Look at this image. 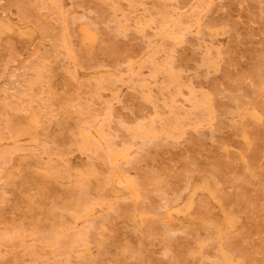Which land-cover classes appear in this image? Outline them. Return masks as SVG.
<instances>
[{
    "label": "rangeland",
    "instance_id": "1",
    "mask_svg": "<svg viewBox=\"0 0 264 264\" xmlns=\"http://www.w3.org/2000/svg\"><path fill=\"white\" fill-rule=\"evenodd\" d=\"M139 1L0 0V116L3 118L0 120V130L3 132L0 131V239L4 237L0 240V244H3L0 245V264H264V0H179V6L173 4L178 0H171V5L170 0ZM134 2H138L137 5ZM204 4L205 9L201 7ZM150 19L154 23L151 24ZM158 19L164 20L162 25ZM166 20L169 23L166 24ZM125 23L140 29L124 27ZM171 27L176 29L172 30ZM124 31H127L125 36ZM179 31L182 34L180 37ZM152 34H155L153 39ZM165 38L170 43H165ZM173 39H177L178 45ZM161 45L165 49L157 48ZM60 46L64 50H60ZM152 59H155L154 63ZM202 61H205L204 64ZM158 68H161L160 72ZM167 68L170 70L167 71ZM32 73L35 77H32ZM30 77L34 79L31 81ZM189 93H192L191 96ZM84 102L88 103V108ZM97 104L100 108H97ZM5 105H8L7 108ZM11 105L16 109L12 110ZM42 122L47 125L45 128ZM102 122L103 125L108 122L106 127L101 126ZM149 126L152 132L146 129ZM86 127L89 131H86ZM145 129L151 133L147 134ZM71 133L75 134L72 136ZM150 137L155 138L151 140ZM93 140L92 145L90 141ZM45 144L49 148L45 149ZM26 145L30 146L29 150H26ZM40 146L47 151L38 149ZM3 154L7 158L2 157ZM101 155L107 156L109 161ZM56 163L59 164L58 169H55ZM120 164L127 169L122 171ZM93 169L103 175L95 173ZM8 184L12 189L6 187ZM24 184H28V187H24ZM31 189L35 191H29ZM7 195L11 202L7 200ZM60 207L62 209H58ZM67 208L70 210L67 211ZM24 211L27 216H22ZM82 239L87 240L83 242ZM44 241L45 244L42 243ZM53 255L55 258L52 260Z\"/></svg>",
    "mask_w": 264,
    "mask_h": 264
},
{
    "label": "bare ground",
    "instance_id": "2",
    "mask_svg": "<svg viewBox=\"0 0 264 264\" xmlns=\"http://www.w3.org/2000/svg\"><path fill=\"white\" fill-rule=\"evenodd\" d=\"M91 1H92V0H91ZM97 1H98V0H96V2H97ZM106 1H107V0H106ZM113 1H114V0H113ZM137 1H139V0H137ZM155 1H157V0H155ZM158 1H159V0H158ZM165 1H166V0H165ZM168 1H169V0H168ZM168 1H167V2H168ZM173 1H174V0H173ZM173 1H172V2H173ZM101 2H102V1H101ZM116 2H117V0H116ZM116 2H114V4H117ZM139 2H141V0H140ZM160 2H161V1H160ZM169 2H170V5H171V0H170ZM169 2H168V5H169ZM178 2H179V0H178L177 2H174L173 4H175V3L178 4ZM202 2H204V1L202 0ZM205 2H206V1H205ZM134 3H136V2H134ZM137 3H138V2H137ZM137 3H136V5H137ZM142 3H143V2H142ZM144 3H145V2H144ZM165 3H166V2H165ZM101 4H104V3H101ZM129 4H130V3H129ZM132 4H133V3H132ZM152 4H153V3H152ZM157 4H158V3H157ZM157 4H156V6H157ZM173 4H172V5H173ZM197 4H198V3H197ZM104 5H105V4H104ZM104 5L102 6L103 8L105 7ZM136 5H135V6H136ZM139 5H140V4H139ZM168 5H167V6H168ZM170 5H169V6H170ZM99 6H100V5H99ZM116 6H117V5H116ZM141 6H142V5H141ZM143 6H144V4H143ZM154 6H155V4H154ZM169 6H168V8H169ZM177 6H179V4H178ZM195 6L197 7L196 4H195ZM200 6H201V5H200ZM107 7H108V9L110 8L109 5H108ZM107 7H106V9H107ZM138 7H139V6H138ZM147 7H148V6H147ZM158 7H160V4L158 5ZM158 7H157V8H158ZM165 7H166V6H165ZM175 7H176V6H175ZM180 7H181V6H180ZM201 7L204 8V7H205V4H204V6H201ZM100 8H101V6H100ZM131 8H132V6H131ZM134 8H135V7H134ZM162 8H163V7L161 6V9H162ZM171 8H172V7H171ZM177 8H178V7H177ZM192 8H193V6H192ZM106 9H105V10H106ZM118 9H119V6H118ZM152 9H153V8H152ZM158 9H159V8H158ZM169 9H170V8H169ZM172 9H173V8H172ZM174 9H175V8H174ZM180 9H181V8H180ZM204 9H205V8H204ZM56 10H57V9H56ZM101 10H102V9H101ZM103 10H104V9H103ZM105 10H104V11H105ZM129 10H130V9H129ZM150 10H151V9H150ZM170 10H171V9H170ZM176 10H177V9H176ZM200 10H201V9H200ZM207 10H208V9H207ZM42 11H44V10H42ZM57 11H58V10H57ZM57 11L53 13L54 16H56L55 13H57ZM119 11H120V9H119ZM155 11H156V10H155ZM158 11H159V10H158ZM160 11H161V10H160ZM162 11H163V10H162ZM178 11H179V10H178ZM202 11H203V10H202ZM105 12H106V11H105ZM117 12H118V11H117ZM124 12H125V11H124ZM148 12H150V11H148ZM188 12H189V11H188ZM194 12H195V11H194ZM196 12H197V11H196ZM126 13H127V12H126ZM130 13H132V12H130ZM152 13H154V12H152ZM155 13H156V12H155ZM155 13H154V14H155ZM176 13H177V11H176ZM154 14H153V15H154ZM166 14H167V13H166ZM169 14H170V13H169ZM191 14H192V13H191ZM43 15H44V14H43ZM57 15H58V14H57ZM60 15H61V14H60ZM60 15H59V16H60ZM109 15H111V14H109ZM122 15H123V14H122ZM126 15H127V14H126ZM126 15H125V16H126ZM160 15H161V14H160ZM160 15H159V16H160ZM167 15H168V14H167ZM176 15H177V14H176ZM180 15L182 16V14H180ZM196 15H197V14H196ZM111 16H112V15H111ZM111 16H110V18H112ZM154 16H155V15H154ZM159 16H158V17H159ZM165 16H166V15H165ZM169 16H170V15H169ZM172 16H173V13H172ZM192 16H193V15H192ZM45 17H47V16H45ZM126 17H130V16H126ZM151 17H152V16H151ZM167 17H168V16H167ZM167 17H166V18H167ZM187 17H188V15H187ZM193 17H194V16H193ZM55 18H56V17H55ZM58 18H59V17H58ZM60 18H61V17H60ZM60 18H59V19H60ZM67 18H68V17H67ZM108 18H109V17H108ZM152 18H153V17H152ZM173 18H174V17H173ZM182 18H183V17H182ZM182 18H181V19H182ZM62 19H63V18H62ZM68 19H69V18H68ZM115 19H116V18H115ZM115 19H114V20H115ZM121 19H122V18H121ZM146 19H147V18H146ZM146 19H145V20H146ZM156 19H157V17H156ZM164 19H165V17H164ZM196 19H197V18H196ZM196 19H195V20H196ZM50 20H51V19H50ZM52 20H53V19H52ZM56 20H57V19H56ZM119 20H120V18H119ZM122 20L124 21V19H122ZM127 20H128V19H127ZM127 20H126V21H127ZM130 20H131V18H130ZM135 20H136V19H135ZM148 20H149V19H148ZM153 20H154V18H153ZM153 20L150 19L151 24L154 23V22H152ZM186 20H187V18H186ZM25 21H26V20H25ZM45 21H46V20H45ZM53 21H54V20H53ZM61 21H63V20H61ZM67 21H68V20H67ZM110 21H111V20H110ZM110 21H109L108 23H111ZM112 21H113V20H112ZM126 21H125V22H126ZM146 21H147V20H146ZM158 21H159V19H158ZM160 21H161V20H160ZM160 21H159V22H160ZM163 21H164V20H162L159 24H161ZM178 21H179V20H178ZM23 22H24V21H23ZM54 22H55V21H54ZM58 22L60 23V21H58ZM68 22H70V20H69ZM71 22H73V21H71ZM74 22H75V21H74ZM136 22H137V21H135V23H136ZM142 22H145V21H142ZM166 22H167V20L165 21V23H166ZM179 22H180V21H179ZM196 22H197V21H196ZM25 23H26V22H25ZM28 23H29V22H28ZM30 23H31V22H30ZM30 23H29V24H30ZM119 23L121 24V22H119ZM119 23H118V25H119ZM128 23H129V20H128ZM130 23H131V22H130ZM146 23H148V22H146ZM155 23H157V22H155ZM165 23H164V24H165ZM167 23H169V20H168ZM167 23H166V24H167ZM181 23L183 24V22H181ZM32 24H33V22H32ZM61 24H62V23H61ZM61 24H60V25H61ZM72 24H73V23H72ZM83 24H84V23H83ZM85 24H86V23H85ZM85 24H84V25H85ZM113 24H114L115 27H116L115 22H114ZM113 24H112V25H113ZM140 24H141V22H140ZM159 24H158V26L160 27L162 24H161V25H159ZM164 24H163V25H164ZM166 24H165V25H166ZM184 24H186V23H184ZM196 24H197V23H196ZM201 24H202V23H201ZM33 25H36V24H33ZM50 25H51V24H50ZM81 25H82V24H81ZM88 25H89V24H88ZM125 25H126V23H125ZM138 25H139V24H138ZM146 25H147V24H146ZM148 25H149V23H148ZM168 25H169V24H168ZM168 25H167V26H168ZM173 25H174V24H173ZM173 25H172V26H173ZM176 25H179V24L176 23ZM176 25H175V27H176ZM180 25H181V24H180ZM47 26H48V24H47ZM47 26H44V27H47ZM62 26H63V25H62ZM70 26H71V25H70ZM91 26H92V25H91ZM127 26L130 27V25H126V26H124V27H127ZM132 26H133V25H132ZM132 26H131V27H132ZM141 26H142V25H141ZM155 26H156V25H155ZM167 26H165V29H167V28H166ZM36 27H37V25H36ZM42 27H43V26H42ZM42 27H41V28H42ZM48 27H49V26H48ZM119 27H120V28H118V27H117V28H118L119 30H121V25H119ZM129 27H128V28H129ZM131 27H130V28H131ZM136 27H137V26H135V27L133 26L132 28H136ZM146 27H147V26H146ZM149 27H151V25H150ZM156 27H157V26H156ZM156 27H155V28H156ZM159 27H158V28H159ZM163 27H164V26H163ZM180 27H181V26H180ZM201 27H202V25H201ZM41 28H40V29H41ZM60 28H61V27H60ZM88 28H89V27H88ZM90 28H91V27H90ZM122 28H123V26H122ZM130 28H129V29H130ZM137 28H138V27H137ZM144 28H145V26H144ZM161 28H162V27H161ZM161 28H159V29H161ZM187 28H188V26H187ZM42 29H43V28H42ZM46 29H50V28H46ZM46 29H45V30H46ZM92 29H93V28H92ZM112 29H116V28L113 27ZM112 29H110V30L112 31ZM123 29H124V28H123ZM126 29H127V28H126ZM126 29H125V30H126ZM138 29H140V28H138ZM145 29H146V28H145ZM145 29H144V32H145ZM153 29H154V28H153ZM162 29H164V28H162ZM170 29H172V27H171ZM173 29H174V28H173ZM173 29H172V30H173ZM175 29H176V28H175ZM175 29H174V30H175ZM184 29H186V28L184 27ZM16 30H17V28H16ZM63 30H64V29H63ZM69 30H70V29H69ZM74 30H75V29H74ZM89 30H90V29H89ZM95 30H96V29H95ZM108 30H109V28H108ZM119 30H118V31H119ZM154 30L156 31V29H154ZM157 30H158V29H157ZM181 30H183V29L181 28ZM41 31H43V30H41ZM46 31H47V30H46ZM78 31H79V30H78ZM91 31H92V30H91ZM136 31H137V29H136ZM155 31H152V32H155ZM162 31H163V30H162ZM169 31H171V30H169ZM169 31H168V32H169ZM184 31H185V30H184ZM43 32H44V31H43ZM69 32H70V31H69ZM74 32H75V31H74ZM104 32H105V31H104ZM113 32H114V31H113ZM138 32H139V30H138ZM158 32H159V31H158ZM179 32H180V31H179ZM182 32H183V31H182ZM40 33H41V32H40ZM48 33H49V31H48ZM107 33H108V32H107ZM114 33H117V32H114ZM119 33H121V32H119ZM122 33H123V32H122ZM172 33H173V31H172ZM57 34H58V33H57ZM61 34H62V33H61ZM75 34H76V32H75ZM104 34L107 35L106 33H104ZM109 34H110V32H109ZM109 34H108L107 36H109ZM124 34H127V31H126V33H125V31H124L123 35H124ZM167 34H168V33H167ZM169 34H170V32H169ZM169 34H168V35H169ZM175 34H178V32L175 33ZM11 35H12V34H11ZM59 35H60V34H59ZM72 35H73V34H72ZM121 35H122V34H121ZM143 35H144V34H143ZM154 35H155V34H152V35H151L152 38H151V37H150V38L153 39V36H154ZM170 35H171V34H170ZM179 35H182L181 32H180V34H178V37H180ZM45 36H46V34H45ZM64 36L66 37L65 34H64ZM75 36H76V35H75ZM110 36H111V35H110ZM110 36H109V37H110ZM113 36H115V34H114ZM124 36H125V35H124ZM144 36H145V35H144ZM171 36H172V35H171ZM173 36H174V35H173ZM175 36H176V35H175ZM47 37H48V36H47ZM71 37H72V36H71ZM111 37H112V36H111ZM117 37H118V36H117ZM183 37H184V36H183ZM44 38H45V37H44ZM57 38H58V37H56V39H57ZM61 38H62V37H61ZM61 38H60V40H61ZM73 38H74V37H73ZM112 38H115V37H112ZM150 38L148 37V39H150ZM167 38H168V37H167ZM167 38H165V40H166ZM184 38H185V37H184ZM95 39H96V38H95ZM168 40H170V38H169ZM173 40H174V39H173ZM176 40H177V39H175L174 42H175ZM181 40H183V38H182ZM58 41H59V40H58ZM61 41H62V40H61ZM147 41H148V40H147ZM162 41H163V39H162ZM162 41H161V43H162ZM80 42H81V41H80ZM148 42H149V41H148ZM154 42H155V41H154ZM154 42H153V43H154ZM159 42H160V41H159ZM166 42H169V41L166 40L165 43H166ZM171 42H172V39H171ZM205 42H206V41H205ZM57 43H58V42H57ZM94 43H95V42H94ZM108 43H109V41H108ZM169 43H170V42H169ZM172 43H173V42H172ZM175 43L178 45L177 41H176ZM175 43H174V44H175ZM8 44H9V43H7L6 45H8ZM61 44H62V43H61ZM111 44H112V43H111ZM162 44H163V43H162ZM167 44H168V43H167ZM204 44H205V43H204ZM58 45H59V44H57V46H58ZM85 45H86V44H85ZM153 45H154V44H153ZM159 45H160V44H159ZM159 45H157V46H159ZM168 45H169V44H168ZM8 46H9V45H8ZM54 46H55V48H57V49H58V47H59V46L56 47V45H54ZM63 46H67V45L63 44ZM76 46H77V45H75V47H76ZM94 46H95V44H94ZM161 46H162V45H161ZM170 46H171V45H170ZM170 46H168V47H170ZM172 46H175V45H172ZM209 46H210V45H209ZM209 46H208V47H209ZM1 47H2V46H1ZM1 47H0V48H1ZM10 47H11V46H10ZM10 47H9V48H10ZM51 47H52V46H51ZM60 47L62 48V46H60ZM147 47H148V46H147ZM151 47H152V46H151ZM211 47H213V46H211ZM12 48H13V46L11 47V49H12ZM85 48H86V47H85ZM157 48H158V49L161 48L160 50L165 49V48H163V46H162V47H157ZM6 49H7V48H6ZM52 49H53V48H52ZM57 49H56V50H57ZM106 49H107V48H106ZM205 49H208V48H205ZM56 50H55V51H56ZM60 50H64V48H62V49H60ZM65 50H66V49H65ZM85 50H86V49H85ZM170 50H171V48H170ZM2 51H3V49H2ZM69 51H70V49H69ZM75 51H76V50H75ZM78 51H79V50H78ZM80 51H81V49H80ZM158 51H159V50H158ZM163 51H165V50H163ZM209 51H210V50H209ZM209 51H208V52H209ZM53 52H54V50H53ZM58 52H60V51H58ZM64 52H65V51H64ZM159 52H160V51H159ZM161 52H162V51H161ZM210 52H211V51H210ZM56 53H57V52H56ZM61 53H62V52H61ZM66 53H67V52H66ZM156 53H157V52H156ZM163 53H164V52H163ZM45 54H48V53H45ZM76 54H77V52H76ZM86 54H87V53H86ZM171 54H172V53H171ZM209 54H211V53H209ZM49 55H50V54H49ZM58 55H60V54H58ZM67 55H68V54H67ZM105 55H106V54H105ZM150 55H151V54H150ZM150 55H149V56H150ZM168 55H169V54H168ZM205 55H206V57H207L208 54L205 53ZM61 56H62V55H61ZM77 56H78V55H77ZM80 56H81V54L79 55V57H80ZM154 56L156 57V54H154ZM220 56H221V55H220ZM58 57H59V56H58ZM63 57H64V56H63ZM150 57H152V56H150ZM168 57H169V56H168ZM206 57H205V58H206ZM221 57H222V56H221ZM44 58H45V57H44ZM46 58H48V57H46ZM56 58H57V57H56ZM172 58H173V57H172ZM172 58H171V59H172ZM42 59H43V58H42ZM50 59H51V57H50ZM57 59H58V58H57ZM66 59H67V58H66ZM66 59H64V60H66ZM82 59H83V57H82ZM206 59L208 60L209 58H206ZM206 59H205V60H206ZM67 60H68V59H67ZM72 60H73V59H72ZM77 60H78V59H77ZM79 60H80V59H79ZM86 60H87V59H86ZM86 60H85V61H86ZM98 60H99V59H98ZM152 60H153V59H152ZM154 60H155V59H154ZM154 60H153V63H154ZM160 60H161V59H160ZM168 60H169V59H168ZM172 60H173V59H172ZM43 61H44V60H43ZM58 61H59V60H58ZM88 61H89V60H88ZM99 61H100V60H99ZM99 61H98V63H99ZM101 61H102V59H101ZM161 61H162V60H161ZM161 61H159V62L161 63ZM163 61H164V60H163ZM163 61H162V62H163ZM210 61H211V60H210ZM210 61H209V62H210ZM44 62H45V61H44ZM53 62H54V61H53ZM62 62H63V61H62ZM65 62H66V61H65ZM77 62H78V61H77ZM80 62L83 63V61H80ZM96 62H97V60H96ZM147 62H148V61H147ZM147 62H146V63H147ZM203 62H205V61H202V63H203ZM206 62H207V61H206ZM209 62H208V64H209ZM59 63H61V61H60ZM66 63H67V62H66ZM66 63H65V64H66ZM86 63H87V62H86ZM153 63H151V64H153ZM156 63H158V62H156ZM163 63H164V62H163ZM42 64H43V62H42ZM61 64H62V63H61ZM87 64H88V63H87ZM90 64H91V62H90ZM94 64H95V63H94ZM94 64H93V66H94ZM100 64H101V62H100ZM165 64H166V63H165ZM203 64H204V63H203ZM206 64H207V63H206ZM259 64H260V63H259ZM259 64H258V66H259ZM66 65L68 66V64H66ZM78 65H80V64H78ZM88 65H89V64H88ZM88 65H87V66H88ZM103 65H104V63H103ZM103 65H102V66H103ZM149 65H150V64H149ZM160 65H161V64H160ZM166 65H167V64H166ZM169 65H170V63H169ZM210 65H211V64H210ZM261 65H262V64H261ZM261 65H260V66H261ZM43 66H44V65H43ZM91 66H92V65H91ZM91 66H90V67H91ZM97 66H98V65H97ZM153 66H154V65H153ZM156 66H157V65H156ZM158 66H159V65H158ZM170 66L172 67V64H171ZM262 66H263V65H262ZM82 67H84V65H83ZM94 67H95V66H94ZM104 67H105V65H104ZM255 67H256V66H255ZM40 68H42V67H40ZM44 68H45V67H44ZM97 68H98V67H97ZM36 69H37L36 71L38 72V68H36ZM70 69H71V67H70ZM150 69H151V68H150ZM152 69H153V68H152ZM158 69H159V68H158ZM160 69H161V68H160ZM160 69H159V72L161 71ZM164 69H166V68L164 67ZM259 69H260V67H259ZM34 70H35V69H34ZM74 70H75V72H76V69H73V72H74ZM168 70H170V69L167 68V71H168ZM263 70H264V69H263ZM43 71H44V69H43ZM71 71H72V70H71ZM254 71H255V68H254ZM254 71H253V73H254ZM259 71H260V70H259ZM261 71H262V69H261ZM152 72H153V71H152ZM255 72H257V70H256ZM33 73H34V72H33ZM33 73H32V77H35V76L33 75ZM138 73H139V72H138ZM163 73H164V72H163ZM172 73H174V72H172ZM42 74H43V73H42ZM102 74L104 75V73H102ZM155 74H158V72L155 73ZM174 74H175V73H174ZM254 74H255V73H254ZM256 74H257V73H256ZM261 74H262V73H261ZM43 75H44V74H43ZM75 75H77V74H75ZM103 75L101 76V77H102V81H104V80H103V78H104ZM106 75H107V74H106ZM159 75H160V74H159ZM258 75H259V73H258ZM112 76H113V75H112ZM112 76H111V77H112ZM167 76H168V75H167ZM253 76H254V75H253ZM259 76H261V75H259ZM39 77H40V75H39ZM42 77H43V76H42ZM115 77H116V76H115ZM115 77H114V78H115ZM151 77H152V76H151ZM156 77H157V75H156ZM156 77H155V78H156ZM169 77H170V76H169ZM112 78H113V77H112ZM117 78H119V77H117ZM171 78H172V77H171ZM254 78H255V77H254ZM33 79H34V78H32V80H33ZM40 79H41V78H40ZM107 79H108V78H107ZM110 79H111V78H110ZM115 79H116V78H115ZM152 79H153V78H152ZM255 79H256V78H255ZM257 79L260 80L258 77H257ZM30 80H31V77H30ZM32 80H31V81H32ZM123 80H124V79H123ZM258 80H257V81H258ZM27 81H28V80H27ZM27 81H26V82H27ZM31 81H29V82H31ZM93 81H94V80H93ZM102 81H101V82H102ZM109 81H110V80H109ZM115 81H116V80H115ZM161 81H162V80H161ZM172 81H173V80H172ZM175 81H176V79H175ZM175 81L173 82V84L175 83ZM177 81H178V79H177ZM42 82H43V81H42ZM101 82H100V84H101ZM111 82H112V81H111ZM116 82H117V81H116ZM116 82H115V84H116ZM119 82H121V81H119ZM170 82H171V79H170ZM32 83H33V82H32ZM91 83H93V82H91ZM95 83H98V82H95ZM102 83H104V82H102ZM113 83H114V82H113ZM121 83H122V82H121ZM157 83H158V82H157ZM157 83H156V85H157ZM166 83H167V82H166ZM178 83H180V82H178ZM39 84H40V83H39ZM93 84H94V83H93ZM159 84H160V83H159ZM159 84H158V85H159ZM33 85H34V84H33ZM35 85H36V84H35ZM37 85H38V84H37ZM41 85H43V84H41ZM101 85H102V84H101ZM101 85H100V86H101ZM103 85H104V84H103ZM167 85H168V84H166V86H167ZM170 85H171V84H170ZM170 85H169V86H170ZM28 86H29V85H28ZM31 86H32V84H31ZM39 86H40V85H39ZM92 86L94 87L95 84L92 85ZM141 86H142V85H141ZM160 86H161V85H160ZM174 86H175V84H174ZM34 87H35V86H34ZM46 87H47V86H46ZM95 87H96V86H95ZM102 87H103V86H102ZM175 87H176V86H175ZM29 88H30V87H29ZM90 88H91V87H90ZM90 88H89V89H90ZM160 88H161V87H160ZM178 88H181V86L178 87ZM32 89H34V88H32ZM109 89H110V88H109ZM28 90H29V89H28ZM92 90H93V89H91V91H92ZM94 90H95V89H94ZM111 90H112V89H111ZM165 90H166V89H165ZM179 90H180V89H179ZM179 90H178V91H179ZM22 91H23V90H22ZM29 91H30V90H29ZM47 91H48V89H47ZM101 91H102V90H101ZM104 91H105V90H104ZM114 91H115V90H113L112 92H114ZM148 91H149V90H148ZM178 91H177V92H178ZM53 92H54V91H53ZM171 92H172V91H171ZM171 92H170V93H171ZM180 92H181V91H180ZM23 93H24V92H23ZM29 93H30V92H29ZM34 93H35V92H34ZM192 93H193V92H192ZM192 93H191V94H192ZM24 94H26V92H25ZM27 94H28V92H27ZM35 94H36V93H35ZM92 94H93V92H92ZM95 94H96V93H95ZM150 94H151V93H149V95H150ZM168 94H169V93H168ZM176 94H178V96H179V92L176 93ZM176 94H175V95H176ZM181 94H182V93H181ZM191 94L189 93L190 96H191ZM29 95H30V94H29ZM29 95H28V96H29ZM49 95H50V93H49ZM14 96H15V95H14ZM16 96H17V95H16ZM19 96H20V95H19ZM28 96H27V97H28ZM37 96H38V95H37ZM47 96H48V92H47ZM90 96H91V95H90ZM146 96H147V95H146ZM176 96H177V95H176ZM40 97H41V96H40ZM79 97H80V96H79ZM91 97H92V96H91ZM91 97H89V98H90L89 100H92ZM151 97H153V96H151ZM174 97H175V96H174ZM195 97H198V96H195ZM24 98H25V97H24ZM24 98H23V99H24ZM31 98H32V95H31ZM33 98H34V97H33ZM49 98H51V97H49ZM149 98H150V97H149ZM153 98H154V97H153ZM163 98H165V96H164ZM166 98H167V97H166ZM192 98H193V97H192ZM41 99H42V97H41ZM44 99H45V98H44ZM144 99H145V98H144ZM155 99H156V98H154V100H155ZM157 99H158V98H157ZM170 99H172V98H170ZM173 99H174V98H173ZM189 99L191 100V98H189ZM214 99H215V98H214ZM20 100H21V98H20ZM50 100H51V99H50ZM93 100H94V97H93ZM149 100H150V99H149ZM160 100H161V98H160ZM167 100H168V99H167ZM194 100H195V99H194ZM196 100H197V99H196ZM204 100H205V99H204ZM18 101H19V100H18ZM18 101H17V102H18ZM45 101H46V100H45ZM86 101H87V99H86ZM95 101H97V100H95ZM98 101H100V100L98 99ZM101 101H102V100H101ZM145 101H146V100H145ZM161 101H162V100H161ZM161 101H160V102H161ZM164 101L166 102L165 99H164ZM164 101H163V102H164ZM168 101H170V100H168ZM11 102H12V101H11ZM11 102H10V103H11ZM19 102H20V101H19ZM37 102H38V101H37ZM47 102H49V99H48ZM87 102H89V101H87ZM87 102H84V104H86ZM92 102H93V101H92ZM149 102H150V101H149ZM190 102H192V101H190ZM190 102H189V103H190ZM200 102H201V101H200ZM200 102H199V103H200ZM13 103H14V101H13ZM82 103H83V102H82ZM151 103H152V102H151ZM173 103H174V100H173ZM194 103H195V102H194ZM206 103H207V102H206ZM212 103H213V102H212ZM7 104H9V103H7ZM15 104H16V103H15ZM17 104H19V103H17ZM39 104H40V103H39ZM78 104H81V103L78 102ZM84 104H82V105H84ZM89 104L92 105V103H89ZM95 104H96V103H95ZM101 104H102V103H101ZM153 104H154V103H153ZM165 104H166V103H165ZM204 104H205V103H204ZM9 105H10V104H9ZM86 105H87V108H88V103H87ZM91 105H90V106H91ZM97 105H98V104H97ZM167 105H169V104L167 103ZM176 105H177V104H176ZM5 106H6V105H5ZM7 106H8V105H7ZM7 106H6V108H7ZM19 106H20V105H19ZM37 106H38V105H37ZM78 106H79V105H78ZM202 106H203V105H202ZM211 106H212V104H211ZM12 108H13V106L11 105V109H12ZM14 108H15V106H14ZM14 108H13V109H14ZM32 108H34V106H32ZM41 108H43L42 105H41ZM41 108H40V109H41ZM80 108H82V106H80ZM84 108H86V106H84ZM95 108H96V105H95ZM97 108H100V105H98ZM107 108H108V107H107ZM156 108H157V106H156ZM170 108H171V106H170ZM182 108H183V107H182ZM191 108H192V106H191ZM213 108H214V106H213ZM213 108H212V109H213ZM13 109H12V110H13ZM15 109H16V108H15ZM17 109H18V106H17ZM36 109H37V108H36ZM50 109H51V108H50ZM78 109H79V108H78ZM90 109H91V108H90ZM157 109H160V108H157ZM178 109H180V106H179ZM178 109H177V110H178ZM199 109H200V106H199ZM33 110H34V109H33ZM42 110H43V109H42ZM45 110H47V109H45ZM72 110H74V109H72ZM84 110H85V109H84ZM88 110H89V109H88ZM94 110H95V109H94ZM193 110H195V108H194ZM214 110H215V109H214ZM15 111H16V110H15ZM15 111H14V112H15ZM18 111H19V110H17V112H18ZM28 111H29V110H28ZM35 111H37V110H35ZM38 111H39V110H38ZM43 111H44V110H43ZM85 111H86V110H85ZM89 111H90V110H89ZM89 111H87V112H89ZM156 111H157V110H156ZM173 111H175V110H173ZM181 111H182V110H181ZM181 111H180V112H181ZM196 111H198V110L196 109ZM196 111H195V113H196ZM205 111H206V110H205ZM92 112H94V111H92ZM97 112H98V111H97ZM176 112H177V111H176ZM176 112H175V114H177ZM178 112H179V111H178ZM37 113H38V112H37ZM41 113H42V111H41ZM41 113H40V114H41ZM45 113H46V112H45ZM50 113H51V112H50ZM85 113H86V112H85ZM90 113H91V112H90ZM98 113H99V112H98ZM168 113H169V112H168ZM170 113H171V111H170ZM181 113H183V112H181ZM200 113H201V112H200ZM207 113H208V112H207ZM40 114H39V117H41ZM47 114H48V111H47ZM156 114H157V113H156ZM175 114H171V115H175ZM191 114H193V113H191ZM96 115H97V114H96ZM100 115H101V114H100ZM100 115L98 114V116H100ZM167 115H169V114H167ZM167 115H166V116H167ZM181 115H182V114H181ZM186 115H187V114H186ZM205 115H206V114H205ZM81 116H82V115H81ZM91 116H92V115H91ZM91 116H90V117H91ZM164 116H165V115H164ZM195 116H196V115H195ZM0 117H1V116H0ZM37 117H38V116H37ZM42 117H43V114H42ZM50 117H51V116H50ZM90 117H89V118H90ZM92 117H93V116H92ZM94 117H96L95 114H94ZM157 117H158V116H157ZM174 117L176 118V116H174ZM180 117L183 118V116H180ZM206 117H207V115H206ZM45 118L47 119V117H45ZM45 118H44V119H45ZM51 118H52V117H51ZM53 118H54V116H53ZM177 118H178V116H177ZM184 118H185V117H184ZM1 119H3V118L1 117L0 120H1ZM31 119H32V118H31ZM41 119H42V118H41ZM87 119H88V117H87ZM93 119H94V118H93ZM98 119H99V118H98ZM159 119H161V117H160ZM167 119H169V118H167ZM185 119H187V118H185ZM188 119H190V118H188ZM188 119H187V120H188ZM196 119H197V118H196ZM29 120H30V119H29ZM49 120H50V118H49ZM51 120H52V119H51ZM82 120H83V119H82ZM82 120H81V121H82ZM151 120H152V119H151ZM163 120H164V117H163ZM171 120H172V119H171ZM191 120H192V119H191ZM42 121H43V120H42ZM46 121H47V120H46ZM88 121H89V120H88ZM92 121H93V120H92ZM101 121H102V120H101ZM155 121H156V120H155ZM173 121H174V120H173ZM185 121H186V120H185ZM193 121H195V120H193ZM193 121H191V122H193ZM200 121H201V120H200ZM202 121H203V118H202ZM0 122H1V121H0ZM30 122H31V121H30ZM40 122H41V121H40ZM44 122H45V121H44ZM77 122H78V124H82V122H81V123H80L79 121H77ZM85 122L88 123L87 121H85ZM93 122H94V121H93ZM148 122H149V121H148ZM161 122H162V121H161ZM176 122H177V120H176ZM203 122H204V121H203ZM5 123H6V122H5ZM105 123H106V122H105ZM105 123H104V124H105ZM107 123H108V122H107ZM107 123H106V124H107ZM153 123H154V126H155L154 119H153L152 124H153ZM157 123L159 124L160 121H158ZM163 123H164V122H163ZM166 123H167V122H166ZM166 123H165V124H166ZM171 123H172V122H171ZM196 123H197V122H196ZM199 123H200V122H199ZM17 124H19V123H17ZM42 124H43V122H42ZM49 124H50V123H48V125H49ZM106 124H105V125H106ZM147 124H148V123H147ZM167 124L169 125V123H167ZM174 124H175V121H174ZM176 124H177V123H176ZM176 124H175V125H176ZM200 124H201V123H200ZM208 124H209V123H208ZM5 125H6V124H5ZM15 125H16V124H15ZM21 125H22V124H21ZM44 125H45V124H43V127L45 128L47 125H45V126H44ZM76 125H77V124H76ZM99 125H100V124H99ZM102 125H103V122H102L101 126H102ZM105 125H103V126H105ZM143 125H144V124H143ZM143 125H141V126H143ZM145 125H146V124H145ZM148 125H149V124H148ZM172 125H173V123H172ZM195 125H196V124H195ZM198 125H199V124H198ZM8 126H9V125H8ZM16 126H17V125H16ZM16 126H15V127H16ZM25 126H26V125H25ZM77 126H79V125H77ZM96 126H97V125H96ZM103 126H102V127H103ZM141 126H140V129H141V130H144V129H143L144 126H143V128H141ZM154 126H153V127H154ZM158 126H159V128H161L160 125H158ZM162 126H164V125H162ZM173 126H174V125H173ZM173 126H172V127H173ZM181 126H182V125H181ZM193 126H194V125H193ZM6 127H7V126H6ZM90 127H91V126H90ZM105 127H106V126H105ZM107 127H108V126H107ZM145 127H146V126H145ZM156 127H157V126H156ZM156 127H155V128H156ZM86 128H87V127H86ZM97 128H98V127H97ZM108 128H109V127H108ZM157 128H158V127H157ZM159 128H158V129H159ZM163 128H166V127H163ZM163 128H162V129H163ZM175 128H176V127H175ZM180 128H181V127H179V129H180ZM182 128H183V127H182ZM0 129H1V128H0ZM4 129H5V128H4ZM4 129H3V130H4ZM98 129H99V128H98ZM100 129H101V127H100ZM146 129H149V130L151 131L150 126H149V128H146ZM146 129H145V130H146ZM166 129H168V126H167ZM170 129H171V126H170ZM173 129H174V128H173ZM176 129H177V128H176ZM1 130H2V129H1ZM1 130H0V131H1ZM42 130H43V129H42ZM44 130H45V129H44ZM77 130H79V129H77ZM84 130H85V128H84ZM91 130H92V129H91ZM101 130H102V129H101ZM104 130H106V129H104ZM108 130H109V129H108ZM136 130H137V131H140V132H143V131L139 130V128H136ZM171 130H172V129H171ZM183 130H184V129H183ZM86 131H89V129L87 128ZM106 131H107V130H106ZM146 131H147V130H146ZM165 131H166V130H165ZM180 131H182V129H181ZM6 132H7V131H6ZM78 132H79V131H78ZM84 132H85V131H84ZM151 132H152V131H151ZM151 132H149V133H151ZM153 132H154V130H153ZM156 132H157V131H156ZM162 132H163V130L161 131V133H162ZM172 132H173V131H172ZM172 132H171V133H172ZM175 132H176V131H175ZM1 133H3V132L1 131ZM44 133H46V131H45ZM75 133H77V131H76ZM75 133H74V134H75ZM88 133H90V132H88ZM149 133H148V131H147V134H149ZM158 133H159V131H158ZM164 133H165V132H164ZM164 133H163V134H164ZM166 133H169V131H167ZM171 133H170V134H171ZM5 134H6V133H5ZM5 134H4V135H5ZM7 134H8V133H7ZM39 134H40V132H39ZM71 134H72V133H71ZM74 134H72V136H73ZM78 134L80 135V132H79ZM85 134H87V133H85ZM170 134H169V135H170ZM1 135H2V134H1ZM79 135L77 136V134H76L75 136L79 137ZM160 135H161V134H159L158 136H160ZM171 135H172V134H171ZM180 135H181V134H180ZM107 136H108V134H107ZM142 136H143V135H142ZM1 137H4V136H1ZM8 137H9V136H8ZM8 137H7V138H8ZM77 137H76V138H77ZM109 137H110V136H109ZM7 138H6V140H7ZM133 138H134V137H133ZM135 138H136V137H135ZM150 138H151V137H150ZM150 138H149V139H150ZM153 138H155V137H153ZM153 138H151V140H152ZM30 139H32V138H30ZM147 139H148V138H147ZM165 139H168V137H166ZM6 140H5V141H6ZM39 140L42 141L41 138H40ZM74 140H75V138H74ZM78 140H80V139H77V141H78ZM151 140H149V141H151ZM33 141H35V139H34ZM43 141H44V140H43ZM80 141H81V140H80ZM149 141H148V142H149ZM155 141L158 143L157 139H156ZM44 142H45V141H44ZM73 142H74V141H73ZM78 142H79V141H78ZM78 142H77V143H78ZM81 142H83V141H81ZM81 142H80V144H81ZM84 142H85V141H84ZM92 142H94V140H93V141H90V143H92ZM110 142H111V141H110ZM141 142H143V141H141ZM47 143H48V142H47ZM47 143H46V144H47ZM75 143H76V142H75ZM112 143H113V141H112ZM114 143H115V142H114ZM114 143H113V144H114ZM151 143H152V142H151ZM151 143L149 142V144H151ZM46 144L44 145V146H45V147H44L45 149H46V148H49V147L46 146ZM70 144H71V143H70ZM73 144H74V143H73ZM80 144H79V145H80ZM86 144H87V143H86ZM94 144H95V143H94ZM144 144H146V143H144ZM144 144H143V145H144ZM152 144H154V142H153ZM49 145H50V144H49ZM57 145H58V144H57ZM92 145H93V143H92ZM107 145H108V144H107ZM26 146H27V145H26ZM28 146H29V145H28ZM28 146H27V149H26V150H29V149H28ZM31 146H32V145H31ZM72 146H73V145H72ZM72 146H71L70 148H72ZM74 146H76V145L74 144ZM97 146H98V144H97ZM110 146H111V145H110ZM113 146H114V145H113ZM23 147H25V146H23ZM29 147H30V146H29ZM36 147H38V146H36ZM51 147H52V146H51ZM68 147H69V146H68ZM86 147H87L88 149H90L88 146H86ZM114 147H115V146H114ZM114 147H112V148H114ZM14 148H18V147H14ZM32 148H33V146H32ZM42 148H43V147H42ZM52 148H53V147H52ZM52 148H51V149H52ZM102 148H103V147H102ZM106 148H108V147H106ZM129 148H130V147H129ZM11 149H13V148H11ZM23 149H24V148H23ZM38 149H41V146H40V148H38ZM51 149H50V150H51ZM63 149H64V148H63ZM0 150H1V149H0ZM2 150H4V149L2 148ZM14 150H15V149H14ZM18 150H19V149H18ZM20 150H21V149H20ZM20 150H19V151H20ZM35 150H36V149H35ZM41 150H42V149H41ZM50 150H49V151H50ZM55 150H56V149H55ZM61 150H62V149H61ZM66 150H67V149H66ZM75 150H76V149H75ZM78 150H79V149H78ZM97 150H98V149H97ZM109 150H110V149H109ZM112 150H113V149H112ZM115 150H116V149H115ZM130 150H131V149H130ZM12 151H13V150H11V152H12ZM37 151H38V150H37ZM42 151H45V152H46L47 150H42ZM49 151H48V152H49ZM52 151H53V150H52ZM52 151H51L50 153H53ZM5 152H6V151H5ZM7 152H8V151H7ZM7 152H6V153H7ZM25 152H26V151H25ZM35 152H36V151H35ZM58 152H59V150H58ZM63 152H64V151H63ZM66 152H67V151H65V153H66ZM70 152H71V151H70ZM97 152H100V151H97ZM101 152H104V151L101 150ZM0 153H1V152H0ZM9 153H10V151H9ZM17 153H18V151H17ZM19 153H21V152H19ZM33 153H34V152H33ZM33 153H32V154H33ZM37 153H38V152H37ZM37 153H36V154H37ZM39 153H40V152H39ZM67 153H68V152H67ZM67 153H66V154H67ZM88 153H89V152H88ZM28 154H30V153H28ZM34 154H35V153H34ZM41 154H42V153H41ZM44 154H45V153H44ZM46 154H47V153H46ZM54 154H55V153H54ZM54 154H53V155H54ZM58 154H59V153H58ZM83 154H84V153H83ZM103 154H104V153H103ZM3 155H4V154H3ZM3 155H2V157H5V155H4V156H3ZM7 155H8V154H7ZM39 155H40V154H39ZM48 155H49V154H48ZM50 155L52 156V154H50ZM61 155H62V154H61ZM63 155H64V154H63ZM98 155H99V153H98ZM14 156H15V155H14ZM67 156H68V154H67ZM70 156H71V155H70ZM86 156H87V155H86ZM96 156H97V155H96ZM101 156L105 157L104 155H101ZM101 156H99V157H101ZM0 157H1V156H0ZM40 157H41V156H40ZM63 157H64V156H63ZM92 157H94V156H92ZM106 157H107V156H106ZM106 157H105V160H107ZM133 157H134V156H133ZM5 158H7V156H6ZM5 158H3V159H5ZM32 158H33V157H32ZM36 158H37V157H36ZM41 158H42V157H41ZM47 158H49V157H47ZM57 158H58V157H57ZM86 158L88 159V157H86ZM94 158H95V157H94ZM134 158H135V157H134ZM134 158H132V159H134ZM3 159H2V160H3ZM8 159H9V158H8ZM13 159H14V158H13ZM33 159H34V158H33ZM49 159H50V158H49ZM90 159H91V158H90ZM90 159H89V160H90ZM98 159H99V158H98ZM102 159H104V158H102ZM96 160H97V159H96ZM100 160H101V159H100ZM100 160H99V161H100ZM135 160H136V158H135ZM135 160H133V161L135 162ZM4 161H5V160H4ZM7 161H8V160H7ZM12 161H13V160H12ZM12 161H11V159H10V163H12ZM39 161H41V160H39ZM39 161H38V162H39ZM90 161H91V160H90ZM107 161H109V160H107ZM41 162H42V161H41ZM58 162H60V161H58ZM97 162H98V161H97ZM100 162H101V161H100ZM123 162L125 163V161H123ZM130 162H131V160H130ZM134 162H133V163H134ZM43 163H44V162H43ZM47 163H50V162L47 161ZM61 163H63V162H61ZM67 163H68V162H67ZM106 163H107V162H106ZM27 164H28V163H27ZM27 164H26V165H27ZM56 164H57V163H56ZM63 164H64V163H63ZM103 164H104V162H103ZM121 164H122V163H121ZM121 164H120V165H121ZM127 164H128V163H127ZM127 164H126V165H127ZM5 165H6V164H5ZM10 165H11V164H10ZM40 165H41V163H40ZM45 165H46V163H45ZM49 165L51 166V164H49ZM52 165H54V164H52ZM58 165H59V164H57V168L55 167V169H58ZM90 165H92V164H90ZM104 165H105V164H104ZM130 165H131V164H130ZM34 166H35V165H34ZM41 166H42V165H41ZM54 166H56V165H54ZM54 166H53V167H54ZM64 166H65V165H64ZM105 166H106V165H105ZM121 166L123 167V168H122V171H123V169H127V168H125L124 165H121ZM3 167H4V166H3ZM51 167H52V166H51ZM95 167H96V166H95ZM112 167H113V166H112ZM115 167H117V165H116ZM119 167H120V166H119ZM4 168H6V167H4ZM90 168H91V167H90ZM92 168H93V167H92ZM106 168H107V167H106ZM109 168H111V165H110ZM247 168H248V167H247ZM0 169H1V168H0ZM51 169H53V168H51ZM65 169H66V168H65ZM75 169L77 170V168H75ZM94 169H96V168H94ZM94 169H93V170H94ZM249 169H250V168H249ZM61 170H62V169H61ZM91 170H92V169H91ZM97 170H99V169H97ZM106 170H107V169H106ZM119 170H121V169H119ZM21 171H22V170H21ZM52 171H53V170H52ZM56 171H57V170H55V172H56ZM59 171H60V170H59ZM63 171H64V169H63ZM95 171H96V170H94V172H95ZM126 171H127V170H126ZM50 172H51V171H50ZM89 172H90V171H89ZM91 172H92V171H91ZM91 172H90V173H91ZM96 172H97V171H96ZM96 172H95V173H96ZM98 172H99V171H98ZM98 172H97V173H98ZM109 172H110V171H109ZM2 173H4V172H2ZM52 173H53V172H52ZM56 173H57V172H56ZM68 173H69V172H68ZM80 173H81V172H80ZM99 173H100V172H99ZM103 173H104V171H103ZM105 173H106V172H105ZM105 173H104V175H105ZM123 173H124V172H123ZM0 174H1V173H0ZM15 174H16V173H15ZM54 174H55V173H54ZM58 174H60V172H59ZM100 174H102V173H100ZM17 175H18V174H17ZM24 175H25V173H24ZM26 175H27V173H26ZM61 175H63V174H61ZM66 175H67V174H66ZM66 175H65V176H66ZM81 175H82V174H81ZM102 175H103V174H102ZM0 176H1V175H0ZM13 176H14V175H13ZM53 176H54V175H53ZM63 176H64V175H63ZM88 176H89V175H88ZM106 176H107V174H106ZM70 177H71V176H70ZM28 178H29V177H28ZM61 178H62V177H60V179H61ZM65 178H66V177H65ZM92 178H96V177L93 176ZM100 178H101V176H100ZM103 178H104V177H103ZM103 178H102V179H103ZM105 178H106V177H105ZM13 179H14V178H13ZM13 179H12V180H13ZM102 179H101V180H102ZM1 180H2V179H1ZM61 180H62V179H61ZM65 180H66V179H65ZM67 180H68V177H67ZM69 180H70V178H69ZM69 180H68V181H69ZM106 180H107V179H106ZM106 180H105V181H106ZM25 181H26V180H25ZM25 181H23V182L25 183ZM62 181H63V180H62ZM83 181H84V180H83ZM97 181H98V179H97ZM11 182H13V181H11ZM23 182H22V183H23ZM48 182H49V181H48ZM80 182H82V181H80ZM107 182H108V181H107ZM120 182H121V181H120ZM134 182H135V181H134ZM18 183H19V182H18ZM38 183H39V182H38ZM44 183H45V182H43V184H44ZM49 183H50V182H49ZM49 183H48V184H49ZM51 183H52V182H51ZM82 183H83V182H82ZM121 183H122V182H121ZM16 184H17V182H16ZM41 184H42V183H41ZM83 184H84V183H83ZM99 184H100V183H99ZM103 184H104V182H103ZM136 184H137V182H136ZM53 185H55V184H53ZM86 185H87V184H86ZM122 185H123V183H122ZM138 185H139V184H138ZM2 186H3V185H2ZM8 186H9V188L12 189V187H10L9 184H8L6 187H8ZM13 186H14V185H13ZM26 186L28 187V184H26ZM26 186H25V184H24V187H26ZM46 186H47V185H46ZM78 186H79V185H78ZM84 186H85V184H84ZM101 186H102V184H101ZM107 186H108V184L105 185V187H107ZM15 187H16V186H15ZM41 187H42V185H41ZM53 187H54V186H53ZM56 187L58 188V185H57V184H56ZM56 187H55V188H56ZM80 187H82V186H80ZM117 187H118V186H117ZM120 187H121V184H120ZM29 188H31V187H29ZM77 188H78V187H77ZM84 188H85V187H84ZM86 188H87V187H86ZM20 189H21V187H20ZM88 189H89V188H88ZM142 189H144V187H142ZM196 189H197V188H196ZM205 189H206V188H205ZM0 190H1V188H0ZM4 190H6V189H4ZM4 190H2V191H4ZM32 190H34V189H31V190H29V191H32ZM59 190H60V188H59ZM79 190H80V188H79ZM102 190H103V189H102ZM208 190H209V189H208ZM208 190H207V191H208ZM27 191H28V190H27ZM34 191H35V190H34ZM47 191H49V190L47 189ZM47 191H46V192H47ZM50 191H51V190H50ZM56 191H57V190H56ZM103 191H104V190H103ZM141 191H142V190H141ZM193 191H195V190H193ZM207 191H205V192H207ZM210 191H211V190H210ZM4 192H5V191H4ZM4 192H3V193H4ZM32 192H33V191H32ZM39 192H40V189H39ZM51 192H52V191H51ZM60 192H61V190H60ZM104 192H105V191H104ZM15 193H16V192H15ZM57 193H59V192L57 191ZM65 193H66V192H65ZM140 193H141V192H140ZM207 193H208V192H207ZM44 194H45V192H44ZM55 194H56V193H55ZM59 194H60V193H59ZM85 194L88 195V193H85ZM209 194H210V193H209ZM2 195H3V194H2ZM10 195H11V194H10ZM15 195H17V194H15ZM27 195H28V194H27ZM33 195H34V194H33ZM38 195H40V194H38ZM47 195H50V194H47ZM47 195H46V196H47ZM57 195H58V194H57ZM79 195H80V194H79ZM81 195H82V194H81ZM92 195H93V194H92ZM7 196H8V195H7ZM12 196H13V195H12ZM46 196H45V197H46ZM53 196H54V195H51L50 197H53ZM89 196H90V195H89ZM141 196H144V195L142 194ZM211 196H213V195L211 194ZM3 197H6V196L3 195ZM3 197H2L1 199H3ZM14 197H15V196H14ZM45 197H44V198H45ZM50 197H49V199H50ZM80 197H81V196H80ZM83 197H84V196H83ZM83 197H82V198H83ZM87 197H88V196H87ZM99 197H100V196H99ZM102 197H103V196H102ZM102 197H101V198H102ZM17 198H18V197H17ZM37 198H38V197H37ZM39 198H40V197H39ZM53 198H55V197H53ZM75 198H76V197H75ZM88 198H89V197H88ZM91 198H92V197H91ZM91 198H90V199H91ZM103 198H104V197H103ZM103 198H102V199H103ZM10 199H11V197H10ZM19 199H20V198H19ZM84 199H86V198H84ZM93 199H94V198H93ZM96 199H97V198H96ZM176 199H177V198H176ZM4 200H5V199H4ZM7 200H9V196H8V199H7ZM7 200H6V201H7ZM12 200L15 201V199H14L13 197H12ZM17 200H18V199H17ZM22 200H23V199H22ZM35 200H36V199H35ZM39 200H40V199H39ZM39 200H38V201H39ZM74 200H75V199H74ZM98 200H99V199H98ZM98 200H96V201H98ZM173 200H174V199H173ZM213 200H214V199H213ZM0 201H1V200H0ZM9 201H10V200H9ZM75 201H76V200H75ZM86 201H87V200H86ZM94 201H95V200H94ZM100 201H101V199H100ZM103 201H104V200H103ZM105 201H106V200H105ZM105 201H104V202H105ZM175 201H176V200H175ZM178 201H179V200H178ZM188 201L190 202V200H188ZM188 201H187V202H188ZM2 202H3V201H2ZM2 202H1V203H2ZM10 202H11V201H10ZM12 202H13V201H12ZM15 202H16V201H15ZM45 202H46V201H45ZM82 202L84 203V200H83ZM87 202H89V201H87ZM101 202H102V201H101ZM169 202H171V200H170ZM216 202H217V201H216ZM218 202H219V201H218ZM218 202H217V203H218ZM21 203H22V202H21ZM38 203H39V202H38ZM42 203H44V202H42ZM49 203H50V202H49ZM75 203H76V202H75ZM75 203H74V204H75ZM171 203H172V202H171ZM205 203H206V202H205ZM3 204H5V203L3 202ZM15 204H16V203H15ZM24 204H25V203H24ZM81 204H82V203H81ZM81 204H80V206H82ZM85 204H86V202H85ZM87 204L89 205V203H87ZM90 204H91V203H90ZM202 204H203L204 206H206L204 203H202ZM39 205H40V204H39ZM77 205H78V203H77ZM171 205H172V204H170L169 206L171 207ZM187 205H189V204L187 203ZM3 206H4V205H3ZM40 206H41V205H40ZM54 206H55V205H54ZM163 206H164V205H163ZM26 207H27V205H26ZM76 207H77V206H76ZM83 207H85V206H83ZM185 207L188 208V206H185ZM3 208H4V207H3ZM81 208H82V207H81ZM89 208H90V207H89ZM89 208H87V210H88ZM183 208H184V207H183ZM186 208H184V209H186ZM24 209H25V208L23 207V210H24ZM33 209H34V208H33ZM58 209H62V208L60 207V208H58ZM58 209H57V210H58ZM63 209H64V208H63ZM67 209H68V208H67ZM77 209H78V208H77ZM114 209H115V208H114ZM65 210H66V208H65ZM69 210H70V209H68L67 211H69ZM72 210H74V209H72ZM72 210H71V211H72ZM4 211H5V210H4ZM17 211H18V210H17ZM40 211H41V210H40ZM74 211H75V210H74ZM76 211H77V210H76ZM82 211H84V210H82ZM181 211H182V210H181ZM181 211H180V213H181ZM5 212H6V211H5ZM13 212H14V211H13ZM21 212H22V211H21ZM35 212H36V211H35ZM38 212H39V211H38ZM50 212H52V211H50ZM60 212H62V211H60ZM64 212H65V211H64ZM114 212L116 213L115 210H114ZM118 212H119V211H118ZM186 212H187V211H186ZM221 212H222V211H221ZM17 213H18V212H17ZM23 213H25V211H24ZM40 213H41V212H40ZM55 213H56V211H55ZM74 213H75V212H74ZM79 213H80V212H79ZM81 213H82V212H81ZM81 213H80V214H81ZM83 213H84V212H83ZM123 213H124V212H123ZM3 214H5V213H3ZM25 214H26V213H25ZM25 214H23V215L21 214V215H22V216H27V214H26V215H25ZM35 214H36V213H35ZM37 214H38V213H37ZM43 214H44V213H43ZM57 214H59V213H57ZM70 214H71V213H70ZM181 214H182V213H181ZM183 214H184V213H183ZM222 214H223V213H222ZM222 214H221V215H222ZM225 214H226V213H225ZM1 215H2V213H1ZM5 215H6V214H5ZM5 215H4V216H5ZM28 215H29V214H28ZM38 215H39V214H38ZM54 215H55V214H54ZM185 215L187 216V213H186ZM185 215H184V216H185ZM4 216H3V217H4ZM63 216H64V215H63ZM67 216H70V215H67ZM79 216H80V215H79ZM222 216H223V215H222ZM226 216H227V215H226ZM11 217H12V216H11ZM30 217H31V215H30ZM57 217H58V216H57ZM57 217H56V218H57ZM59 217H60V216H59ZM61 217H62V216H61ZM65 217H66V216H65ZM65 217L62 218V219H65ZM71 217H72V216H71ZM17 218L19 219L20 217H17ZM26 218H27V217H26ZM28 218H29V217H28ZM34 218H36V217H34ZM43 218H44V217H43ZM43 218H42V219H43ZM48 218H50V217H48ZM56 218H55V219H56ZM226 218H227V217H226ZM228 218H229V216H228ZM0 219H1V218H0ZM14 219H15V218H14ZM51 219H53V215H52ZM62 219H61V220H62ZM67 219H68V218H67ZM72 219H73V218H72ZM72 219H71V220H72ZM20 220H21V219H20ZM73 220H75V219H73ZM50 221H52V220H50ZM55 221H56V220H55ZM55 221H54V222H55ZM58 221H60V219H59ZM64 221H65V220H64ZM75 221H76V220H75ZM2 222H3V221H2ZM54 222H53V224H54ZM61 222H63V221H61ZM71 222H72V221H71ZM99 222H100V221H99ZM101 222H102V221H101ZM101 222H100V223H101ZM225 222H228V220L225 221ZM3 223H4V222H3ZM57 223H59V222H57ZM87 223H88V222H87ZM87 223H86V224H87ZM89 223H90V222H89ZM92 223H94V222H92ZM92 223H91V224H92ZM64 224H65V223H64ZM64 224H63V226H65V225L67 224V222H66L65 225H64ZM68 224H69V223H68ZM204 224H205V223H204ZM206 224H208V223H206ZM88 225H89V224H88ZM95 225H96V224H95ZM202 225H203V224H202ZM229 225H230V224H229ZM56 226H59V224L56 225ZM60 226H62V225H60ZM72 226H73V225H72ZM84 226H85V225H83L82 227H84ZM92 226H93V224H92ZM227 226H228V225H227ZM73 227H75V226H73ZM85 227H86V226H85ZM217 227H218V226H217ZM221 227H222V226H220V228H221ZM4 228H7V227H4ZM67 228H68V226H67ZM67 228H66V229H67ZM22 229H23V228H22ZM27 229H28V228H27ZM53 229H54V228H53ZM53 229H52V230H53ZM55 229H56V228H55ZM61 229H62V228H61ZM61 229H59V230H61ZM68 229H69V228H68ZM71 229H72V228H71ZM82 229H83V228H82ZM87 229H88V228H87ZM217 229H218V228H217ZM0 230H1V227H0ZM2 230H3V229H2ZM13 230H14V229H13ZM15 230H16V229H15ZM15 230H14V231H15ZM23 230H24V229H23ZM28 230H29V229H28ZM59 230H58V231H59ZM69 230H70V229H69ZM72 230H74V229H72ZM90 230H91V228H90ZM224 230H225V229H224ZM7 231H10V230L8 229ZM7 231H6V233H7ZM16 231H17V230H16ZM200 231H201V230H200ZM4 232H5V231H3V233H4ZM12 232H13V231H12ZM23 232H24V231H23ZM23 232H21V233H23ZM28 232H29V231H28ZM39 232H40V231H39ZM42 232H43V231H42ZM44 232H45V231H44ZM50 232H51V231H50ZM52 232H55V231H52ZM63 232H64V230H63ZM69 232H70V231H69ZM90 232H91V231H90ZM219 232H220V231H219ZM45 233H46V232H45ZM55 233H57V231H56ZM55 233H53V235H54ZM58 233H59V232H58ZM60 233H62V231H61ZM82 233H84V232H82ZM102 233H103V232H102ZM204 233H205V232H204ZM1 234H2V233H1ZM7 234H8V235L10 234L9 236H11V233H7ZM17 234H18V233H17ZM24 234H26V233H24ZM24 234H22V235L24 236ZM46 234H48V233H46ZM80 234H81V233H80ZM91 234H92V233H90V235H91ZM99 234H100V233H99ZM207 234H209V233H207ZM210 234H211V233H210ZM217 234H218V233H217ZM217 234H216V235H217ZM3 235H5V234H3ZM12 235H13V234H12ZM18 235H21V234H18ZM35 235H36V234H35ZM35 235H34V237H35ZM37 235H40V234L38 233ZM42 235H43V233H42ZM49 235H50V234H49ZM51 235H52V234H51ZM56 235H57V234H56ZM56 235H55V236H56ZM78 235H79V234H78ZM88 235H89V234H88ZM5 236H7V235H5ZM9 236H8V238H9ZM43 236H44V235H43ZM92 236H93V235H92ZM92 236H90V237H92ZM217 236H218V235H217ZM219 236H220V235H219ZM11 237H12V236H11ZM45 237H46V236H45ZM51 237H52V236H51ZM81 237H82V236H81ZM87 237H89V236H87ZM221 237H222V236H221ZM6 238H7V237H5V240H6ZM32 238H33V237H32ZM38 238L40 239L39 236H38ZM1 239H4V237L1 238ZM1 239H0V240H1ZM16 239H17V238H16ZM30 239H31V238H30ZM30 239H29V240H30ZM36 239H37V238H36ZM42 239H43V238H41V240H42ZM44 239H46V238H44ZM79 239H80V237H79ZM87 239H88V238H87ZM87 239H85V240H87ZM94 239H95V238H94ZM13 240H14V239H13ZM19 240H20V239H19ZM47 240H49V239L47 238ZM82 240H83V239H82ZM85 240H83V242H84ZM92 240H93V239H92ZM98 240H99V239H98ZM3 241H4V240H3ZM17 241H18V239H17ZM35 241H36V240H35ZM50 241H51V240H50ZM52 241H53V242H52ZM52 241H51V242L54 244V241H55V240H53V238H52ZM60 241H62V240H60ZM63 241H64V240H63ZM95 241H97V240H95ZM7 242H8V240H7ZM19 242H20V241H19ZM19 242H17V243H19ZM31 242H32V241H31ZM31 242H30V243H31ZM33 242H34V240H33ZM47 242H48V241H47ZM71 242H72V241H70V243H71ZM87 242H90V241H87ZM93 242H94V241H93ZM3 243H4V242H3ZM35 243H36V242H35ZM40 243H41V242H40ZM42 243L45 244V241L42 242ZM64 243H66V241H65ZM5 244H6V243H5ZM11 244H12V242H11ZM14 244H15V242H14ZM19 244H20V243H19ZM19 244H18V246H19ZM26 244H27V242H26ZM71 244H72V243H71ZM76 244H78V243H76ZM79 244H80V243H79ZM90 244H91V243H90ZM92 244H94V243H92ZM0 245H3V244H0ZM8 245H9V244H8ZM88 245H89V244H88ZM13 246H14V245H12V247H13ZM25 246H26V245H25ZM60 246H61V245H60ZM60 246H59V247H60ZM80 246H81V245H80ZM30 247L32 248V246H30ZM75 247H77L76 249L79 248L78 246H75ZM75 247H74V248H75ZM4 248H6V247L4 246ZM18 248H19V247H18ZM82 248H83V247H82ZM10 249H11V246H10ZM19 249H20V248H19ZM53 249H54V248H53ZM71 249H73V247H71ZM15 250H16V249H15ZM34 250H35V247H34ZM57 250H58V249H57ZM60 250H61V249H60ZM82 251H83V250H82ZM35 252H36V250H35ZM38 252H39V251H38ZM40 252H41V251H40ZM97 252H98V251H97ZM4 253H5V252H4ZM39 254H40V253H39ZM39 254H38V255H39ZM80 254H81V253H80ZM96 254H97V253H96ZM222 254H223V253H222ZM45 255H46V253H45ZM45 255L43 254V256H44L43 258H45ZM47 255H48V253H47ZM47 255H46V256H47ZM71 255H73V254H71ZM82 255H83V254H82ZM223 255H224V254H223ZM31 256L34 257V255H31ZM40 256H41V255H40ZM49 256H50V255H49ZM68 256H69V255H68ZM227 256H228V255H226L225 257H227ZM41 257H42V256H41ZM53 257H54V255L52 256V260H53ZM76 257H77V255H76ZM54 258H55V257H54ZM60 258H61V257H60ZM77 258H78V257H77ZM79 258H80V257H79ZM4 259H6V258H4ZM10 259H11V258H10ZM36 259H37V258H36ZM36 259H35V261H36ZM50 259H51V258H50ZM70 259L74 260L75 258L73 259V257H72V258L70 257ZM81 259H82V258H81ZM81 259H80V260H81ZM23 260H24V259H23ZM40 260H41V259H40ZM67 260H68V258H67ZM72 260H71V261H72ZM10 261H11V260H10ZM12 261H13V260H12ZM231 261H232V259H231ZM41 262H42V261H41ZM43 262H44V261H43ZM53 262H54V261H53ZM68 262H69V261H68ZM1 263H2V262H1ZM3 263H4V261H3ZM12 263H13V262H12ZM30 263H31V262H30ZM46 263H47V262H46ZM221 263H222V262H221ZM223 263H224V262H223ZM5 264H6V263H5ZM24 264H25V263H24ZM26 264H29V263L26 262ZM43 264H44V263H43ZM47 264H48V263H47ZM55 264H56V263H55Z\"/></svg>",
    "mask_w": 264,
    "mask_h": 264
}]
</instances>
